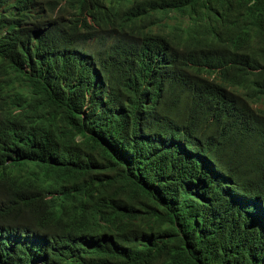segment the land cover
<instances>
[{"label":"trees","instance_id":"trees-1","mask_svg":"<svg viewBox=\"0 0 264 264\" xmlns=\"http://www.w3.org/2000/svg\"><path fill=\"white\" fill-rule=\"evenodd\" d=\"M76 1L0 0V264H264V0ZM176 10L206 55L160 66Z\"/></svg>","mask_w":264,"mask_h":264},{"label":"clouds","instance_id":"clouds-1","mask_svg":"<svg viewBox=\"0 0 264 264\" xmlns=\"http://www.w3.org/2000/svg\"><path fill=\"white\" fill-rule=\"evenodd\" d=\"M26 1L24 12L37 16L43 14L45 0ZM59 3L70 6L68 0H59ZM92 4H95V7ZM105 4L104 0H77L72 12L77 13L81 20L84 19L86 24L92 26L90 29L95 33L104 35L111 31V26H113L111 21L104 23L107 18L106 12L100 9ZM48 9H51L50 5ZM102 14H104L103 17ZM171 16L172 18L163 21L167 22V25L154 24L153 32L148 33L150 36L148 49L153 62L161 66L169 62L185 61L191 65L199 57L206 55V51L200 48L197 40L198 32L193 28L189 17L178 10L174 11ZM98 18H103L101 23L97 21ZM201 75L210 79L215 73L214 71L212 73L203 71ZM247 90L248 88H246V98L241 94L244 110L239 120L246 127L244 134L258 142L261 132L260 116L264 115V96L250 97Z\"/></svg>","mask_w":264,"mask_h":264},{"label":"bare ground","instance_id":"bare-ground-1","mask_svg":"<svg viewBox=\"0 0 264 264\" xmlns=\"http://www.w3.org/2000/svg\"><path fill=\"white\" fill-rule=\"evenodd\" d=\"M178 117V116H177ZM181 119V118H180ZM13 219V218H12Z\"/></svg>","mask_w":264,"mask_h":264}]
</instances>
